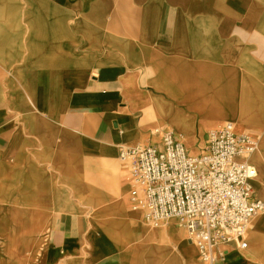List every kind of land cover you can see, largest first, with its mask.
Returning <instances> with one entry per match:
<instances>
[{
    "label": "crops",
    "instance_id": "obj_1",
    "mask_svg": "<svg viewBox=\"0 0 264 264\" xmlns=\"http://www.w3.org/2000/svg\"><path fill=\"white\" fill-rule=\"evenodd\" d=\"M146 107L193 118L199 149L211 124L261 138L264 0H0V193L33 210L40 264H208L122 199L120 147L175 132ZM226 251L213 264H264Z\"/></svg>",
    "mask_w": 264,
    "mask_h": 264
},
{
    "label": "built area",
    "instance_id": "obj_2",
    "mask_svg": "<svg viewBox=\"0 0 264 264\" xmlns=\"http://www.w3.org/2000/svg\"><path fill=\"white\" fill-rule=\"evenodd\" d=\"M154 133L159 141L122 145L119 151L142 192L132 199L145 208L147 221L180 222L208 264L224 258L230 246L247 248V229L264 212L253 186L258 169L252 156L260 138L226 122L209 130L199 153L192 154L173 130Z\"/></svg>",
    "mask_w": 264,
    "mask_h": 264
},
{
    "label": "bare ground",
    "instance_id": "obj_3",
    "mask_svg": "<svg viewBox=\"0 0 264 264\" xmlns=\"http://www.w3.org/2000/svg\"><path fill=\"white\" fill-rule=\"evenodd\" d=\"M177 81L172 79L168 82L169 85L176 84ZM163 84V83H162ZM163 86V85H162ZM155 98L150 97L149 102H155ZM145 111L152 118L156 119L158 122L174 127L175 132L181 136L183 142L186 144L187 148L192 154L199 153V147L196 144V128L195 120L187 116L188 120L186 124H183L179 118H182V114H168L160 109L153 107H146ZM232 121V120H229ZM234 122V121H232ZM262 122L259 120L257 123ZM203 131L208 130V128L216 129L222 125L211 124L207 127L204 121H202ZM264 125V122L262 123ZM172 127V128H173ZM257 129L261 131L260 133V144L256 152L253 154V161L258 168V175L253 181L254 189L258 192V195L264 199V126H257ZM204 145V141L200 142ZM132 182L133 178L129 176ZM127 179V177H126ZM129 184V180L127 179ZM78 195V193H77ZM65 195H63L64 197ZM123 200L129 203H134L132 197L124 196ZM121 199V200H122ZM132 199V200H131ZM84 201L90 202L91 196L85 195L83 197ZM137 207V206H136ZM105 210H95L97 214L104 212ZM118 210H110V215L102 221H93L95 227L99 228L100 225H107L112 223V218L118 215ZM33 210L25 209L22 207H10L9 203H6L2 199V194L0 193V239L2 242L8 243L6 240H14L13 247L4 256V259H0V264H40L44 258H42L46 246L45 241H33L30 239L33 233V229L30 227V222L33 220ZM178 226L180 222L177 220ZM29 232V233H28ZM246 239L248 241V247L242 249L245 253L250 256L251 260L260 259L264 262V212L255 216L251 222L249 228L246 232ZM6 241V242H5ZM94 242H99L95 241ZM101 243V241H100ZM257 264V263H255Z\"/></svg>",
    "mask_w": 264,
    "mask_h": 264
},
{
    "label": "rangeland",
    "instance_id": "obj_4",
    "mask_svg": "<svg viewBox=\"0 0 264 264\" xmlns=\"http://www.w3.org/2000/svg\"><path fill=\"white\" fill-rule=\"evenodd\" d=\"M249 132H251L253 134L255 133V132H252V131H249ZM128 173H129V175H131V172H130V169H129V165L127 164V162L121 161V163H120L121 183H122V185H124L123 187L125 189L126 195H128L129 197H132L135 194V192L140 193V190L138 189V187L136 186L134 181L129 186L126 185V183H128L127 179H126V177L128 176ZM255 192L258 195V192L256 190H255ZM138 196L141 197L142 196V192ZM137 205H140V203L138 202ZM175 224L178 225V223H175ZM179 226H180V224H179ZM184 234H185V236H188L186 230L184 231ZM2 241L3 240L0 239V259L1 260L4 259V256H6L7 253L11 250V248L13 247V244L15 242L14 240H12L11 236H10V240H6L8 243L4 244Z\"/></svg>",
    "mask_w": 264,
    "mask_h": 264
}]
</instances>
